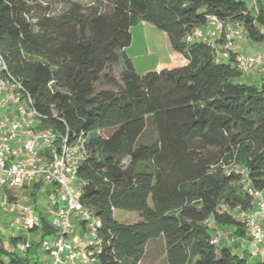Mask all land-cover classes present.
Instances as JSON below:
<instances>
[{"label": "trees", "instance_id": "trees-1", "mask_svg": "<svg viewBox=\"0 0 264 264\" xmlns=\"http://www.w3.org/2000/svg\"><path fill=\"white\" fill-rule=\"evenodd\" d=\"M63 1L66 9L54 13L50 4L0 0V73L30 94L44 125L83 137L77 177L80 201L101 220L97 264H140L158 237L166 264H249L213 238L226 227L245 237L236 215L252 207L246 187L264 192V81L243 80L250 73L238 69L234 48L223 58L220 40L186 36L214 16L237 24L239 39L264 42V1ZM136 20L163 31L187 63L138 74L125 52ZM149 126L155 135L146 142ZM32 208L39 226L28 230L52 237L51 219ZM115 209L135 211L139 220L120 223ZM19 240L26 243L11 238ZM31 245L24 254L8 251L0 264H36Z\"/></svg>", "mask_w": 264, "mask_h": 264}, {"label": "built area", "instance_id": "built-area-1", "mask_svg": "<svg viewBox=\"0 0 264 264\" xmlns=\"http://www.w3.org/2000/svg\"><path fill=\"white\" fill-rule=\"evenodd\" d=\"M203 30L195 28L186 41H221L216 53L228 58L236 40L241 37L237 24L222 23L214 16ZM235 63L242 73L264 72V55L237 53ZM46 116L38 112L30 94L10 74L0 73V192L22 188L25 183L40 181L50 185L51 198L47 201L54 235L43 238L40 246L50 256L49 264H97L102 238L99 233L101 220L93 210L80 201L82 183L77 171L86 157L83 137H70L69 131L59 132L44 125ZM252 196V207L240 210L236 218L244 225L245 237L252 253L264 244V192L246 187ZM16 199V198H15ZM0 199L5 211L8 205L19 210L17 200ZM20 216L22 227L39 226V219L32 207L23 208ZM21 211V212H22ZM216 228L211 217L204 221ZM220 231L213 238L217 243L223 238ZM29 243H24V250Z\"/></svg>", "mask_w": 264, "mask_h": 264}, {"label": "rangeland", "instance_id": "rangeland-1", "mask_svg": "<svg viewBox=\"0 0 264 264\" xmlns=\"http://www.w3.org/2000/svg\"><path fill=\"white\" fill-rule=\"evenodd\" d=\"M30 3L50 4L54 13H60L66 9V3L63 0H29ZM83 5L95 2V0H75ZM264 1V0H263ZM249 6L255 7L253 0H246ZM131 43L125 48L127 56L130 58L134 70L138 74H143L151 70H156L155 64L158 61H169V48L164 37V32L152 26L149 23H142L136 20L130 27ZM254 44V43H253ZM251 42H246L242 45L240 51L244 55H256L258 50L257 44L253 45ZM113 75L119 81L120 68L115 67L113 69ZM97 88H112L110 85L99 84ZM154 131L151 126L147 128L144 141H149L150 137H154ZM50 185L43 184L39 190H33L32 184L26 182L22 188H13L10 193L19 202V210H15L10 205L7 206L9 211L3 209V205L0 204V247H3L4 251L0 252V259H6L8 251H17L20 254H24V248L22 245L24 242L19 240L16 245L11 242L12 237L21 236L25 239V242L32 243L30 250L27 252L28 257L32 262L36 264H49L50 256L44 252L39 245L41 241L40 233L31 232L28 229L22 227L20 223V216L23 213V208L27 206H34L43 215L50 219V215L47 212V201L51 198ZM30 190L36 192V196L31 197ZM6 198L5 192H0V199ZM7 201V200H6ZM22 211V212H21ZM113 216L116 221L120 223H131L139 220V215L135 211H127L122 209H115ZM45 238H48L45 237ZM219 247V245H218ZM250 252V249H248ZM246 256V255H245ZM140 264H166L164 258V240L162 237L150 239L145 247V255L143 256Z\"/></svg>", "mask_w": 264, "mask_h": 264}, {"label": "crops", "instance_id": "crops-1", "mask_svg": "<svg viewBox=\"0 0 264 264\" xmlns=\"http://www.w3.org/2000/svg\"><path fill=\"white\" fill-rule=\"evenodd\" d=\"M139 22L145 23L144 21H141V20H139ZM164 37L167 42V47L169 48L170 60L169 61H158L155 64L154 68L156 70H162V69H170V68H174V67H178V66H182L186 64L187 60L184 59L179 53L175 52L171 48L168 37L165 33H164ZM246 42H249V41L244 36L241 39H238L235 44L234 51H236L237 53H241L240 49L242 45ZM254 44H257L258 46V50L256 51L257 52L256 54L264 55V42L254 43ZM243 80L248 83L259 84L262 81H264V72H253L248 75H243ZM243 237L244 236L235 234L230 227H226V229L224 230V236L221 239L219 244L224 245V246H229L233 252L239 255L245 254L249 264H264V244L258 247L256 254H253L248 240L247 239H244V241L241 240L243 239ZM248 249H250V252L248 251Z\"/></svg>", "mask_w": 264, "mask_h": 264}]
</instances>
